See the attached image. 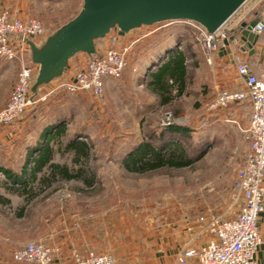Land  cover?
I'll return each mask as SVG.
<instances>
[{
	"label": "rangeland",
	"instance_id": "1",
	"mask_svg": "<svg viewBox=\"0 0 264 264\" xmlns=\"http://www.w3.org/2000/svg\"><path fill=\"white\" fill-rule=\"evenodd\" d=\"M6 2L12 9L20 10L22 15L16 17L41 21L47 35L76 17L81 8L80 0H0V4ZM149 30L144 28L132 34L138 36ZM181 30L195 31L190 25L177 23L161 28L159 33ZM111 34L98 42L99 47L108 42L119 46V40L112 41L118 31ZM189 36L186 51L190 57L199 58L197 50L200 49L194 43V34ZM137 46L128 57L123 77L107 84L102 97L72 93L64 87L71 82L66 79L43 88L37 103L16 123L0 126V180L4 178L2 169L21 173L28 157L27 146L39 139L45 126L64 118L67 133L60 142L64 146L74 135L79 141H89L93 145L89 172L96 175L91 188L78 181H57L46 186L37 183L34 185L37 196L29 201L26 196L7 194L1 189L5 198L11 200L10 205H0L1 256H14L27 244L40 242L57 251L56 261L61 250L59 239H69L80 240L84 245V253L82 249L74 250L75 256L92 251L113 256L116 264H154L148 257H135L138 249L149 251L141 246L149 241L150 220L154 214L164 225L168 208L189 202L212 208L215 215L208 217L228 220L239 212L241 195L233 181L235 165L230 167L232 171L226 179L218 175L217 167L208 168L207 162L201 160L195 161L191 168L163 169L143 175L125 170L123 163L146 140L160 146L180 138L168 133L170 127L186 125L196 129L197 126L195 87L170 106L155 103L153 94L142 84L147 76L137 67L145 47ZM81 57L83 55L77 56L72 63L78 64ZM18 77L17 66L7 72L0 71V111L9 101ZM139 110L147 112L142 120L136 116ZM195 132L186 141L192 158L221 161L232 154L220 145L203 154ZM51 145L56 150L55 163L78 168L73 165L72 154L60 152L56 142ZM144 254L148 256V252Z\"/></svg>",
	"mask_w": 264,
	"mask_h": 264
},
{
	"label": "built area",
	"instance_id": "2",
	"mask_svg": "<svg viewBox=\"0 0 264 264\" xmlns=\"http://www.w3.org/2000/svg\"><path fill=\"white\" fill-rule=\"evenodd\" d=\"M177 23L194 28V43L210 64L213 55L224 45V40L230 37V34L220 33L221 31L211 35L198 24L185 21L144 27L150 30L135 36L128 43L118 47L113 44L101 47L96 54L87 56L83 67L76 73L75 80L64 87L72 93L84 92L96 98L102 97L109 80H120L123 77L128 66V57L135 45L158 34L161 28ZM111 35L113 34L109 36ZM46 36L41 21L22 19L13 16L8 10L0 12V59L17 61L20 65L17 84L6 106L0 111L1 127L16 123L38 101V98L32 99L30 96L38 66L29 60L28 41L38 43ZM113 37V43H117L119 35ZM239 48L241 46L238 41L231 45L237 74L244 88L222 89L212 108L226 109L241 103H249L251 106L250 121L246 127L241 128L250 152L244 164L237 170L235 181L236 190L242 196L243 202L232 219L200 217L198 222L205 226L212 238L201 247L185 250L180 264H187L189 259L196 260L198 264H258V252L263 244L259 223L264 212V72L254 74L250 65L237 56ZM187 230L193 233L195 226L190 225ZM56 252L43 243L32 242L17 250L13 257L21 264H54ZM75 261L76 264H116L113 256L92 251L76 255Z\"/></svg>",
	"mask_w": 264,
	"mask_h": 264
},
{
	"label": "crops",
	"instance_id": "3",
	"mask_svg": "<svg viewBox=\"0 0 264 264\" xmlns=\"http://www.w3.org/2000/svg\"><path fill=\"white\" fill-rule=\"evenodd\" d=\"M82 6L83 2L81 1V8ZM6 9L10 10L13 16L22 15L20 14V10L12 9L11 5L7 2L1 3L0 11ZM255 19H260L261 23L264 25V0H249L226 24L220 33L228 34L231 29L235 28L242 22L249 23ZM56 30L57 29H53L51 33ZM51 33H49V35ZM132 33L133 32L126 34L125 36H120L118 34L119 45H123L132 40L135 37ZM189 34H195V31L194 33L182 30L171 34L159 33L137 44L140 49L145 47V49L141 51V55L143 56L139 58L140 60L138 61L137 66L139 67V70H141V72L144 71V75L147 76L142 84L150 94H153L155 103L157 102L160 104L159 98L148 89L150 75L157 71L158 64L161 60H168L170 57L178 55L181 52L185 54L187 60V73L185 79L186 89L181 98L188 95L192 86L195 87L194 91L197 97L194 104L197 112L196 129L191 126L183 125L180 126V130H168V133L177 135L180 138L171 139L160 146L155 144V146L160 149L163 147L166 150L181 146V149L185 150L188 156L191 157L186 141L191 138V134H194L196 133L195 131H197V136L199 137L198 148L203 150V154L209 153L219 145L222 146V148H225L226 151L232 152V154L227 157V159L221 161L216 159L209 161L205 158V160L200 158L193 159L195 161L201 160L207 162L208 168L211 166L217 167L219 169L218 175L222 176L223 179L230 177L229 172L232 171L230 167H234L235 165L236 171L235 178L233 179L235 185L237 170L244 164L250 152L249 144L246 142L244 134L241 132V128L246 127L250 121L251 106L249 103H241L232 105L226 109L212 108L218 93L222 89L242 90L244 86L238 77L235 63L232 64L231 62L226 61L225 59L228 58L227 55L222 54L221 49L224 45L213 55L212 63L210 64L208 63L206 56L200 50H197L199 58L189 56L185 47V43L190 41ZM258 34H260V39L254 47L255 53L250 56L248 52L242 51L241 48H239L240 51L237 55L240 60L246 61L250 65L252 71L256 75L264 72V28ZM99 46V43H97V49L110 46V43L108 42L106 45L103 44V46ZM79 55H83V57L80 58L79 63H72L75 58L71 61L60 83L66 79H70V81L75 80L77 71L83 67L88 56L86 54ZM145 56L148 57L146 58ZM15 66L20 68L19 62L0 59V71L3 69L7 72L12 68H15ZM113 81L115 80H109L107 84L109 85ZM146 114L147 112L145 110H139L136 112V116L139 120H142ZM194 164L192 166H194ZM206 171L208 172V170ZM242 202L243 200L241 196V205ZM210 214L215 215L212 208L208 206H196L195 202H189L178 208H168L167 214L164 218L166 221L164 225L160 223V220L156 218V215L154 214L153 218L150 220L151 235L149 236V241L141 246L149 248V251L138 249L135 257H138V255L144 257L143 259H147L148 257L154 264H180V258L185 250L201 247L212 238L211 234L205 229V226L198 222L201 216L208 217ZM190 225L195 226V231L193 233L187 230ZM259 227L263 244L258 252V264H264V212L261 215ZM41 237L42 236H38L39 239ZM58 243L61 250L60 254L56 257L54 264H76L73 251L81 250L82 248L84 249V245L80 243V240L59 239ZM83 249L81 250V253H84L82 252L84 251ZM147 252L148 256L144 254ZM0 264L21 263L15 261L12 254L10 256L5 254L4 256L0 255ZM187 264H198V262L194 259H189Z\"/></svg>",
	"mask_w": 264,
	"mask_h": 264
},
{
	"label": "water",
	"instance_id": "4",
	"mask_svg": "<svg viewBox=\"0 0 264 264\" xmlns=\"http://www.w3.org/2000/svg\"><path fill=\"white\" fill-rule=\"evenodd\" d=\"M249 0H83L75 18L62 25L40 43L28 41V57L38 66L31 88L32 99L43 88L63 79L71 61L79 54H96V44L112 31L120 36L144 27L185 21L198 24L209 34L220 32ZM264 25L260 19L242 22L231 29L221 51L226 61L235 63L231 45L238 41L242 51L252 56Z\"/></svg>",
	"mask_w": 264,
	"mask_h": 264
},
{
	"label": "trees",
	"instance_id": "5",
	"mask_svg": "<svg viewBox=\"0 0 264 264\" xmlns=\"http://www.w3.org/2000/svg\"><path fill=\"white\" fill-rule=\"evenodd\" d=\"M186 63V56L181 52L168 60H161L157 71L150 75L148 89L159 98L161 106L172 105L184 95ZM64 121L65 118L64 120L58 119L54 124L45 126L39 139L27 146L28 157L21 173L8 169L1 170L4 178L0 180V190L4 189L7 194L11 195L26 196L29 201L37 196L34 187L37 183L46 186L57 181H78L88 188L95 185L96 175L89 172L93 145L89 141H79L78 136L74 135L63 146L60 141L67 133ZM175 129L180 130L181 127L172 126L168 130L174 131ZM53 142L59 144L60 152L73 155V165L78 168L55 163L56 150L51 145ZM136 151L129 156L123 166L126 171L139 175L163 169H183L195 163V160L189 157L181 146L170 150L163 147L160 149L146 140L137 147ZM10 204L11 200L5 198L0 192V205Z\"/></svg>",
	"mask_w": 264,
	"mask_h": 264
}]
</instances>
